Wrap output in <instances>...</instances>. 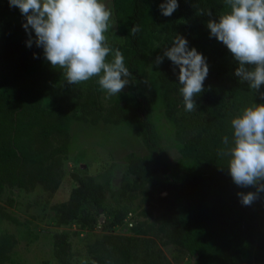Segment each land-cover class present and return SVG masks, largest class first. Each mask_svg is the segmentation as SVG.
Returning a JSON list of instances; mask_svg holds the SVG:
<instances>
[{"label": "trees", "instance_id": "16d2710c", "mask_svg": "<svg viewBox=\"0 0 264 264\" xmlns=\"http://www.w3.org/2000/svg\"><path fill=\"white\" fill-rule=\"evenodd\" d=\"M162 2L112 0L117 28L114 34L106 33L107 42L122 52L131 78L126 89L109 97L105 106L96 79L69 85L62 71L44 59L42 48L35 43L27 45L29 37L20 10L10 7L9 0H0V164L10 170L6 178L0 177V191L4 181L30 187L17 182L14 162L35 164L29 159L32 156L39 164L43 158L57 161V154L68 146L66 133L75 119L93 125L124 124L147 150L144 155L124 156V183L115 191L125 204L112 206L106 201L104 184L73 174L77 185L71 188L63 211L53 223L67 227L76 221L79 229L55 234L53 255L57 264H69L74 254L71 234L83 230L87 237L93 234L97 239L96 229L110 231L98 233L102 234L99 241L108 247L98 251L91 246L97 240L87 238L90 264H130L133 254L142 264H171L161 248L153 247L149 236L195 256L192 264H264V192L251 205H242L237 194L245 192L244 188L232 181L222 167L226 160L217 155L223 136L231 135L232 116L264 100L235 76L238 64L226 46L210 38L207 22L227 10L224 0H178L179 7L170 17L161 14ZM136 24L141 31L133 36L130 30ZM177 34L188 40L190 48L201 52L209 65L204 91L195 98L197 110L190 113L184 110L179 93L178 66L166 57L159 66L154 63L166 47L172 46ZM156 103L162 104L164 119L182 144L181 154L207 170H185L180 160H167L153 120ZM28 166L27 171L35 169V165ZM158 173L159 179L155 178ZM156 190L166 193L156 196ZM255 190L248 188V192ZM134 201L137 204L133 206ZM142 204L147 206L141 212L144 219L129 214L134 211L132 207ZM99 209L104 214L102 220ZM18 224L26 228L29 243L37 239L39 233L30 230L27 222ZM115 229H123L129 236L110 234ZM14 242H18L14 233H0V264L16 263ZM41 264L48 261L43 259Z\"/></svg>", "mask_w": 264, "mask_h": 264}, {"label": "clouds", "instance_id": "9594fccd", "mask_svg": "<svg viewBox=\"0 0 264 264\" xmlns=\"http://www.w3.org/2000/svg\"><path fill=\"white\" fill-rule=\"evenodd\" d=\"M224 4L227 10L207 22L210 38L226 46L238 64L235 76L264 100V0H224ZM9 6L18 8L24 17L27 45L35 43L42 48L44 59L62 71L69 85L95 78L99 88L111 97L129 83L131 72L122 52L107 42L106 33L114 24L104 0H9ZM178 7V0H164L159 5L165 17ZM140 31L139 24L130 30L133 36ZM165 57L179 68L184 110H197L195 98L204 91L209 74L206 58L178 34L154 63L159 66ZM230 129L231 135L223 136L217 155L226 160L222 167L237 186L256 189L237 194L242 205L249 206L264 192V103L240 109L232 116Z\"/></svg>", "mask_w": 264, "mask_h": 264}, {"label": "rangeland", "instance_id": "374dc122", "mask_svg": "<svg viewBox=\"0 0 264 264\" xmlns=\"http://www.w3.org/2000/svg\"><path fill=\"white\" fill-rule=\"evenodd\" d=\"M106 6L112 11V28L108 33L114 34L117 28L116 19L113 10L112 0H104ZM117 40V39H115ZM147 79V78H146ZM145 79V85L147 82ZM261 87H264L263 85ZM126 89V86L123 90ZM102 103L105 106L109 102V96L102 91ZM46 107H49L46 105ZM153 120L162 136V147L165 156L170 162L177 160L181 161V167L185 170H207L208 168L202 163L195 162L192 158L185 157L180 152L181 143L175 139L174 129L168 121L164 119L163 108L161 103H156L153 107ZM68 146L66 150L61 151L56 156L55 162H48L40 159V163L35 162V157L29 158L34 161L27 165H22L20 162H14L13 170L19 174L17 182L20 181L22 186L8 184L4 181L2 190L0 191V233H14L17 243L14 242L13 250L16 252V263L10 264H41V260L45 259L48 264H57V259L53 255V240L57 233L62 230L77 232L78 225L76 221H72L69 226H56L54 219L61 214L65 203L69 198L71 188L77 185L73 174L93 177L96 182L104 184L106 189V201L112 206L116 203L125 204L126 200H122L119 196V187L124 183V156L128 153L144 155L147 150L141 140L134 132L126 125L104 124L100 122L97 125L90 123L79 122L77 119L70 121L68 131ZM36 153L41 154L38 149ZM28 158H21L25 161ZM35 165L33 171H27L28 165ZM42 165V166H41ZM23 166V167H21ZM29 167V166H28ZM31 168V167H30ZM10 170L0 164V177L6 178L7 172ZM155 178H161L160 174H155ZM48 186V187H45ZM115 190H118L117 192ZM245 193L248 188H244ZM115 197H112V193ZM166 193L165 190H156V196H161ZM137 204L133 202V206ZM144 206V207H142ZM146 204L134 208L130 212L133 217L145 218V214L141 212L146 208ZM100 220L104 214L102 209H99ZM11 218L10 219L8 216ZM21 222H27L30 230L39 233L36 240L28 242L25 233L26 228L21 227ZM124 229V227H121ZM123 229L112 230L114 236L126 238L129 236ZM80 232V233H79ZM77 234L70 236L74 254L69 264H90L91 252L90 246L87 243V238L93 241L96 238L93 234L86 236L85 231L79 230ZM110 231L107 229H96L97 243L91 244L98 251H102L108 246L104 241H99L98 233L107 234ZM141 237V236H140ZM153 240V247L161 248L163 254L171 264H192L195 256H189L183 251L176 250L172 245H162L157 237L149 236ZM95 242V241H94ZM93 243V242H92ZM89 248V250H88ZM130 264H142L138 256L133 254ZM260 264V263H259Z\"/></svg>", "mask_w": 264, "mask_h": 264}]
</instances>
